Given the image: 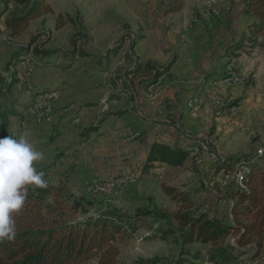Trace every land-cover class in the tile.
<instances>
[{"label":"rangeland","instance_id":"obj_1","mask_svg":"<svg viewBox=\"0 0 264 264\" xmlns=\"http://www.w3.org/2000/svg\"><path fill=\"white\" fill-rule=\"evenodd\" d=\"M12 1L9 0L8 7L11 11L16 6ZM45 1L56 13L78 17L89 28L86 31L89 41L83 48L91 55L87 59L79 57L68 72L65 66L69 61L58 56L45 61L25 55L24 64L9 72L4 71V67L0 76L9 81L10 73L14 72L17 80L9 103L20 113L13 121L10 119L8 135L15 139L23 135L43 153L44 159L34 162V167L44 173L48 186L62 190L58 197L67 218L81 220L113 210L133 223L136 230L117 241L120 249L118 264H175L182 260L187 264H211L207 261V250L198 243L188 248L202 252V259L194 261L181 255L183 245L173 217L179 206L163 192V187L186 193L195 203V210L228 222L227 185L235 178L239 181L245 169L239 168L238 173L228 176H224V172L217 174L218 159L235 158L249 150L264 154V38L258 39L263 46L250 48L245 45L235 58L229 59L225 75L219 77L220 84L216 85L221 91L217 96L221 99L214 103L218 106L219 125L210 129L208 137H200L194 142L188 161L179 168L164 164L146 168L148 155L122 157L129 152L128 145L136 143V139H132L135 134L118 141L113 134L95 133L98 122L88 125L78 118L71 124L55 125L56 103L62 98V88L50 90L60 73H68L61 86L70 85L74 96L88 94V89L98 92L99 88L107 86L99 81L105 78L109 90L113 88L117 92L106 93L96 100L104 114L111 110V97L119 94L123 98L126 94L127 99L134 98L135 91L131 87L134 77L128 76L135 63V51L130 42L138 40L142 32L127 25L126 17L120 14V0ZM204 1H188L190 6L195 4L194 11L201 6H204L201 9L212 7L217 10L216 14L202 20L222 15L220 7L219 10L211 2L205 6ZM1 3L4 5L2 0ZM115 10L117 14H114ZM235 20L234 16L233 27L240 26L241 30L235 29L234 36L240 39L251 19L244 10L242 21L237 24L236 20L235 25ZM4 33L0 30V35ZM77 33L78 29L71 26L54 32V16L48 15L32 24L28 36L38 35L37 46L44 44V49L53 50L70 48L69 41ZM125 37L129 41L122 43ZM90 82L92 85H88ZM105 104L107 108H104ZM194 145L203 151L192 155ZM114 158L116 160L112 161ZM107 184H113V187L100 186ZM27 187L35 188L34 185ZM52 198L48 196L47 202L51 203ZM253 256L250 252L241 259V264H264V251L258 258Z\"/></svg>","mask_w":264,"mask_h":264},{"label":"trees","instance_id":"obj_2","mask_svg":"<svg viewBox=\"0 0 264 264\" xmlns=\"http://www.w3.org/2000/svg\"><path fill=\"white\" fill-rule=\"evenodd\" d=\"M4 2L0 18L8 11L9 0ZM16 6L5 20L10 38L21 37L32 21L48 15L54 16V29L62 30L68 26L78 29V33L69 41V47L44 49L37 46L38 35H32L27 46H19L12 53L4 71L18 67L24 62L25 55L48 60L61 57L69 61L66 69H71L79 57H90L83 48L89 41L88 28L80 18H72L56 13L45 0H13ZM245 14L251 22L240 39L228 48L225 58H235L238 52L249 45L250 48L263 46L258 42L264 38V0H244ZM184 8L183 0H166L164 15L180 13ZM128 38H123V42ZM138 40L131 41L132 49ZM82 44V46H80ZM176 58L163 67L149 63L138 64L128 76L142 74L147 79L146 87L155 86L159 79L168 74ZM11 79L0 76V138L8 136L10 119L19 116L12 103L15 82L14 72ZM11 102V101H10ZM191 148V147H190ZM190 148H179L154 143L147 156L146 168L155 164H164L173 168L182 167L190 157ZM244 170L241 184L233 179L227 185L225 199L230 202L227 221L211 216L208 212L195 210L192 199L174 188L163 187V192L179 208L173 217L178 224V233L183 250L181 255L194 261L203 258L200 251H191L188 247L201 244L207 250V261L211 264H241V259L250 252L258 258L264 251V154L249 150L247 154L235 158H219L217 174L224 176ZM27 197L22 210L14 215L16 235L12 240L0 241V264H84L95 261L97 264H118L120 249L117 241L130 235L136 227L124 220L117 211H108L84 219L67 218L65 207L59 200L61 189L27 187ZM52 196V202L46 198ZM153 263V261H150ZM186 260L175 264H187Z\"/></svg>","mask_w":264,"mask_h":264},{"label":"crops","instance_id":"obj_3","mask_svg":"<svg viewBox=\"0 0 264 264\" xmlns=\"http://www.w3.org/2000/svg\"><path fill=\"white\" fill-rule=\"evenodd\" d=\"M188 1L183 0L184 8L180 13L165 16L166 0H120V14L126 17L127 25L132 30L142 32L134 48V68L138 64L149 63L160 68L168 65L173 58H176V62L170 72L152 87L145 86L147 78L142 74L133 76L131 87L135 91L134 98L127 99L126 94L123 98L119 94L111 97V110L107 114L101 112L96 100L106 93L113 95L117 91L112 87L109 90L110 85L105 78L99 81L107 86L99 88L98 92L88 89V94L74 96L70 85L61 86L68 73H60L61 76H57L50 87V90L62 88V98L56 103L53 123L71 124L74 118L88 125L98 122L95 133L107 136L113 134L112 137L118 141L135 134L132 139H136V143L128 145L129 152L122 156L126 158L148 155L154 143L190 148L198 138L208 137L210 129L220 122L216 115L219 114L218 106L214 103L221 99L217 97L221 91L216 85L220 84L218 79L225 75V68L230 61L224 56L237 41L235 29L238 32L241 30L240 26L233 27L232 22L234 16L237 24L242 21L245 5L244 0H205V6L211 2L220 7L222 15L202 20L198 11L204 6L194 11L195 4L190 6ZM190 1L196 3V0ZM3 10L4 5L1 3L0 13ZM10 11L8 9L0 18V30L5 31L0 35V74L15 49L24 46L30 39L28 35L32 24L38 20L32 21L21 37L10 38L5 26ZM114 14H117L116 10ZM62 30L54 29V32ZM139 76L142 78L137 79ZM92 83L94 85L95 82ZM88 85H92L91 82ZM15 118L12 117L11 121ZM176 121H180L181 131L173 129Z\"/></svg>","mask_w":264,"mask_h":264},{"label":"clouds","instance_id":"obj_4","mask_svg":"<svg viewBox=\"0 0 264 264\" xmlns=\"http://www.w3.org/2000/svg\"><path fill=\"white\" fill-rule=\"evenodd\" d=\"M44 159L43 153L22 135L0 138V241L12 240L16 235L18 214L26 201L28 185L46 188L44 173L37 171L34 162Z\"/></svg>","mask_w":264,"mask_h":264},{"label":"bare ground","instance_id":"obj_5","mask_svg":"<svg viewBox=\"0 0 264 264\" xmlns=\"http://www.w3.org/2000/svg\"><path fill=\"white\" fill-rule=\"evenodd\" d=\"M217 13V10L216 9H213L212 7L211 8H209V7H207V9H201L200 10V12H199V16H200V18L201 19H206V18H209V17H211L212 15H214V14H216ZM104 108H107V105L105 104L104 105ZM195 145H197V144H195ZM194 145V147L191 149V152H192V155H195V154H197L198 152H199V150L197 149V148H195V147H197V146H195ZM199 145V144H198ZM201 146V145H200ZM204 147V146H203ZM201 151H203V150H200V152ZM199 154V153H198ZM241 179H242V177H239V181H240V186H242V184H241Z\"/></svg>","mask_w":264,"mask_h":264},{"label":"built area","instance_id":"obj_6","mask_svg":"<svg viewBox=\"0 0 264 264\" xmlns=\"http://www.w3.org/2000/svg\"><path fill=\"white\" fill-rule=\"evenodd\" d=\"M172 127H173L174 130H177V131H181L182 130V126L180 125V123L178 121H176L173 124ZM214 158H216V156ZM100 186H105L106 189H108V187H113V184L112 185H109V184H107V185H100Z\"/></svg>","mask_w":264,"mask_h":264}]
</instances>
